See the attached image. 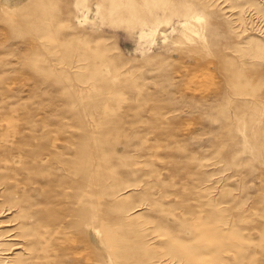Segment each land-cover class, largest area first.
Segmentation results:
<instances>
[{
	"label": "rangeland",
	"instance_id": "374dc122",
	"mask_svg": "<svg viewBox=\"0 0 264 264\" xmlns=\"http://www.w3.org/2000/svg\"><path fill=\"white\" fill-rule=\"evenodd\" d=\"M0 264H264V0H0Z\"/></svg>",
	"mask_w": 264,
	"mask_h": 264
}]
</instances>
